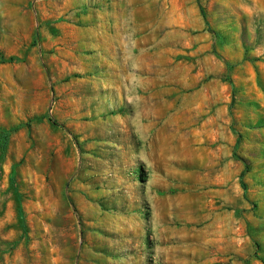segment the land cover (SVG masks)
Returning a JSON list of instances; mask_svg holds the SVG:
<instances>
[{
    "label": "rangeland",
    "instance_id": "1",
    "mask_svg": "<svg viewBox=\"0 0 264 264\" xmlns=\"http://www.w3.org/2000/svg\"><path fill=\"white\" fill-rule=\"evenodd\" d=\"M180 1L0 0V264H264V0Z\"/></svg>",
    "mask_w": 264,
    "mask_h": 264
},
{
    "label": "crops",
    "instance_id": "2",
    "mask_svg": "<svg viewBox=\"0 0 264 264\" xmlns=\"http://www.w3.org/2000/svg\"><path fill=\"white\" fill-rule=\"evenodd\" d=\"M124 4L127 6V10L129 11L130 14L134 13L136 10L140 12H158L161 8L162 0H139V4L142 6L138 8H134L133 4H137L135 0H122ZM180 0H172V4H177L178 5V11L179 10V4ZM184 2V1H183ZM199 5V2H198ZM200 8V7H199ZM186 9V8H185ZM184 9V11H186ZM191 13L195 14V21L197 24H199V28L203 29L205 25V20L199 16L198 9L195 6H191L190 8Z\"/></svg>",
    "mask_w": 264,
    "mask_h": 264
},
{
    "label": "trees",
    "instance_id": "3",
    "mask_svg": "<svg viewBox=\"0 0 264 264\" xmlns=\"http://www.w3.org/2000/svg\"><path fill=\"white\" fill-rule=\"evenodd\" d=\"M200 8H201V11L203 12V8H202L201 5H200ZM10 60H14V58H11ZM229 80H230V84L233 85L231 79H229ZM50 120H51L54 124H58L53 118H51ZM5 140L7 141V136L5 137ZM6 141H5V142H6ZM246 172H247V168H245V170L242 172L241 176L243 177V176L246 174ZM242 184H243L244 189H246V185L244 184V182H243ZM247 264H249V263L247 262Z\"/></svg>",
    "mask_w": 264,
    "mask_h": 264
}]
</instances>
